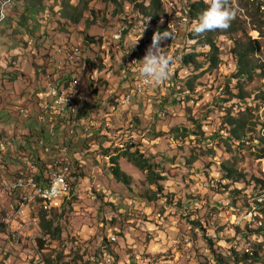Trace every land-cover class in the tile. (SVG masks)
Here are the masks:
<instances>
[{
	"label": "rangeland",
	"instance_id": "374dc122",
	"mask_svg": "<svg viewBox=\"0 0 264 264\" xmlns=\"http://www.w3.org/2000/svg\"><path fill=\"white\" fill-rule=\"evenodd\" d=\"M142 1L152 6V0ZM195 1L161 0L157 23L127 0H10L4 5L0 264H264V233L254 236L258 262H244L233 247L234 233L242 236L241 243L251 237L249 230L258 229L247 227L240 215L264 202V187L255 180L264 182V157L258 155L264 148V0H230L236 12L232 22L240 30L216 39L220 62L215 68H210V47L192 39L188 30L194 21L189 6ZM164 31L175 34L173 40L160 42L164 53L174 57L170 79L154 93L134 97L131 109L123 112V99H132L126 85L133 70L138 72L137 58L144 56L153 33ZM116 35L123 38L119 41ZM249 36L261 41L256 59L262 67L253 79L240 83L233 77L235 40ZM72 42L83 48V70L76 73L80 89L91 95L89 107L103 120L91 135L59 119L39 120V109L48 105V97H37L40 72H47L54 47ZM190 53L197 55V64L184 65L182 56ZM70 65L63 67L78 66ZM65 75H72V68H65ZM142 82L139 74L133 76V86ZM243 93L246 99L240 97ZM248 106L246 117L255 130L244 142L232 143L226 139L228 114L239 116ZM22 108L27 115L19 114ZM126 152H138L164 180L154 177L158 186L152 184L148 172L130 162ZM116 155L130 185L112 174ZM60 156L72 160L67 173L71 195L60 210L46 213L52 227L45 234V208L30 199L37 200L36 192H19L15 182L27 161L44 171ZM228 168L244 178H227ZM212 179L224 189H212ZM23 197L33 205L17 207ZM7 217L10 225L3 222Z\"/></svg>",
	"mask_w": 264,
	"mask_h": 264
},
{
	"label": "built area",
	"instance_id": "2783aa9c",
	"mask_svg": "<svg viewBox=\"0 0 264 264\" xmlns=\"http://www.w3.org/2000/svg\"><path fill=\"white\" fill-rule=\"evenodd\" d=\"M113 37L119 41L123 38V36ZM69 46L76 50L79 48V44L75 42H72ZM64 59L65 55L61 54L60 51L52 53L46 63L48 72H40L41 92L37 97H48V105H44L43 108L39 109V120L41 122L46 120L54 122L55 119H59L62 123L81 126L84 135H91L93 134V127H102L103 120L97 119L96 115L93 114L92 108L90 109L89 107V100L90 104H92L89 98L91 95H85L80 89L82 86L81 78L76 73L83 70V62L77 67H63ZM65 68H72V75H65ZM136 74L138 72H135L134 69L132 81L126 85L127 89H131L132 99L130 102H123V112L131 109L134 97H144L154 93L160 85L150 86L143 84L133 86V76H136ZM19 114L22 116L27 115L24 108ZM107 119L109 120L110 118ZM25 165H33V172L28 173V179H24L23 182L16 186L19 187V192L24 187H31L32 192L59 193L63 195V202L69 199L71 187H67V173H71L72 160L70 158L57 157L54 167L45 168L44 171L43 168L32 161H27ZM2 192H0V196H2ZM30 205H33V203H29L28 198L19 200L17 207H23L24 209ZM250 207L253 210L262 206L257 203ZM57 210H60L57 209V204H49L46 209H42L46 213ZM247 220L253 221V218L250 217ZM233 221L235 222V220ZM111 240L114 241L115 239L111 237Z\"/></svg>",
	"mask_w": 264,
	"mask_h": 264
},
{
	"label": "trees",
	"instance_id": "16d2710c",
	"mask_svg": "<svg viewBox=\"0 0 264 264\" xmlns=\"http://www.w3.org/2000/svg\"><path fill=\"white\" fill-rule=\"evenodd\" d=\"M4 1L1 5L0 9V14L1 18L5 16L4 12V5L8 4L10 0H1V2ZM130 3H134L135 7L140 10L141 12L147 14V15H153L152 17L154 18V22L157 23L160 18L161 14L158 12V9H161V0H152V6L148 7L145 6L144 2H138V0H127ZM109 2H114L115 4H118V0H109ZM207 7V5L204 3V0H198L195 2H192L191 5L189 6V15L191 17V20H196L202 11ZM154 9L153 12L150 10ZM157 10V11H156ZM74 22H79V19L74 18ZM240 28L231 22L230 27L227 30L224 31H210L206 32L203 35H196L191 32L190 36L192 39H199V41L204 44L208 45L210 47L209 51V63H210V68H215L218 66L220 59H219V48L217 46L216 39L218 36L221 34H232L237 31H239ZM87 40H90V38H87ZM236 41V46L234 49V53L238 59L237 63V71L234 73V78L238 79L240 83L243 81L245 78L247 79H253L254 76L258 73V70L261 69V65L259 64L258 59H256V55L261 52L262 50V44L260 39L254 38L253 36H249V38L245 41L243 39H237ZM197 55L195 53H190V54H184L182 56V63L184 65H190V64H197ZM47 65V64H46ZM48 72V70H46ZM244 90V88H242ZM242 90V91H243ZM243 99H246V94L243 93L240 96ZM251 110V107H247L246 112H241L239 116L233 115L232 113L228 114L227 118V123L228 125L231 126V129L229 130L230 136H228L226 139L234 143L232 140L238 141V142H244L247 137H249V133H252L255 128L254 126L256 124L251 123L250 119L246 117V114ZM251 140L252 138H248ZM264 140V137L260 138V141ZM262 153L258 154L259 157H264V148L261 149ZM124 156H127L130 162H132L138 169L141 171L148 172V179L152 184H155L158 186L157 182L164 180L163 177L155 176V172L153 171L154 165L150 164L148 160H145L141 155H138V152L135 153H130L126 152ZM119 159L120 155H116L111 158L112 162V167L111 171L114 177L124 183L125 185H130V178L129 176L124 173L120 166H119ZM228 173L226 174L227 178H235L234 181L240 180L244 178V174L242 172H239L236 168H228L227 169ZM154 177H157L156 180ZM258 184H261L262 187H264V182L256 178L255 179ZM160 187V186H159ZM161 188V187H160ZM259 206L264 207V202L263 203H258ZM46 209V208H45ZM42 226L45 231V234H50V229L52 227V223L46 220V212L42 211ZM200 227L202 225L200 224ZM259 232H257V231ZM57 233H60V229L57 227L55 230ZM249 232L257 234V235H263L264 233V228H258V229H253L249 230ZM41 242V240H40ZM262 248V245H259V249ZM235 255H240L241 259H244V262H258L260 259L259 257V252L256 251L255 254L252 256H249V254H239L235 253Z\"/></svg>",
	"mask_w": 264,
	"mask_h": 264
},
{
	"label": "clouds",
	"instance_id": "9594fccd",
	"mask_svg": "<svg viewBox=\"0 0 264 264\" xmlns=\"http://www.w3.org/2000/svg\"><path fill=\"white\" fill-rule=\"evenodd\" d=\"M204 3L207 7L191 23L188 30L196 35L227 30L236 17V12L230 6V0H204ZM174 35L171 31L153 33L151 43L144 56L138 60L137 71L145 85L155 86L170 79L174 57L164 53L160 42L164 39L173 40ZM140 38H142V34L132 43L130 50L138 44Z\"/></svg>",
	"mask_w": 264,
	"mask_h": 264
},
{
	"label": "bare ground",
	"instance_id": "6f19581e",
	"mask_svg": "<svg viewBox=\"0 0 264 264\" xmlns=\"http://www.w3.org/2000/svg\"><path fill=\"white\" fill-rule=\"evenodd\" d=\"M3 18L4 17H2V19ZM118 36H120V35H118ZM62 46L63 45H60V47H54L52 53L60 51L61 54L65 55V59L63 60V64H65V62H68V63H71V65L73 64V65L77 66V65L82 63L83 59L80 58V56L83 54V48L82 47L79 46V48L76 50V49H73L72 47H70L69 45H65L64 47H62ZM143 84L144 83L142 82V83L138 84V86L143 85ZM130 101H131V95H127L123 99L122 104H123V102H130ZM54 162H55V160H54ZM32 172H33V165H26L25 168H22L19 171L18 175H17L16 182H15L16 186L19 183L23 182L24 179H28V173H32ZM220 184H221V181L218 182V181H214L212 179V181L210 182L209 186H211L212 189H215V190H223L224 189V185H220ZM67 187H69L68 178H67ZM16 188L19 189V187H16ZM28 189L32 190L31 187H24V189H22V191L25 192V191H28ZM35 196L37 197V200L33 199V198H30V199L34 200L35 203H37V204L38 203L42 204L44 206V208H47L49 206V204H57V209L61 208L62 205H63V204L61 205V203L63 202V195H61L59 193L36 192ZM26 199H28V198H26V197L21 198V200H26ZM257 203H263V202L257 201ZM259 209L262 210V208H259ZM250 217L253 218V221L252 220H247ZM262 218H263L262 213L256 208V209H253V210H251V209L250 210H246L245 212H243L242 215H240L239 219H240V221L244 222L245 225L247 227H249V228H252V227L259 228V227H261L260 221H261ZM3 222L10 225L11 217H7L5 219L3 218ZM212 223H214V222L212 221ZM259 231H257V232H259ZM257 234L252 233L253 237L251 235V237H249L248 239H244L241 243H239L240 239L242 238V236H238L239 234L235 233V239L236 240L234 241L235 244L233 245L234 251H235L234 253H236V254L237 253H239V254H249V256L254 257L253 256L255 254L254 253L255 252V250H254V243L255 242L254 241L256 240L254 238V236L257 235ZM245 235H247V234H245Z\"/></svg>",
	"mask_w": 264,
	"mask_h": 264
},
{
	"label": "crops",
	"instance_id": "0c3cea01",
	"mask_svg": "<svg viewBox=\"0 0 264 264\" xmlns=\"http://www.w3.org/2000/svg\"><path fill=\"white\" fill-rule=\"evenodd\" d=\"M118 100V99H117ZM249 208V207H248ZM233 236L235 237V233L233 234Z\"/></svg>",
	"mask_w": 264,
	"mask_h": 264
}]
</instances>
